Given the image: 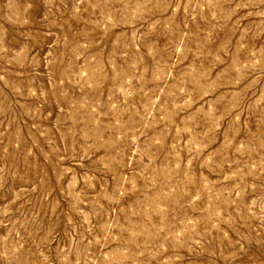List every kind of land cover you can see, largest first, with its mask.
Returning <instances> with one entry per match:
<instances>
[{
  "label": "rangeland",
  "instance_id": "1",
  "mask_svg": "<svg viewBox=\"0 0 264 264\" xmlns=\"http://www.w3.org/2000/svg\"><path fill=\"white\" fill-rule=\"evenodd\" d=\"M0 264H264V0H0Z\"/></svg>",
  "mask_w": 264,
  "mask_h": 264
}]
</instances>
